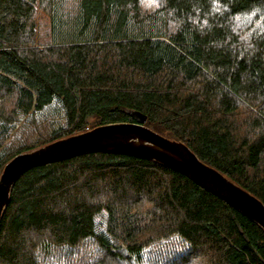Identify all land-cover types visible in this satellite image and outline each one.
Returning a JSON list of instances; mask_svg holds the SVG:
<instances>
[{
	"label": "trees",
	"instance_id": "16d2710c",
	"mask_svg": "<svg viewBox=\"0 0 264 264\" xmlns=\"http://www.w3.org/2000/svg\"><path fill=\"white\" fill-rule=\"evenodd\" d=\"M132 111L264 203V0H0V176ZM0 264H264V228L157 160L87 152L17 178Z\"/></svg>",
	"mask_w": 264,
	"mask_h": 264
},
{
	"label": "water",
	"instance_id": "95a60500",
	"mask_svg": "<svg viewBox=\"0 0 264 264\" xmlns=\"http://www.w3.org/2000/svg\"><path fill=\"white\" fill-rule=\"evenodd\" d=\"M139 121L96 126L12 158L0 176V221L17 178L26 170L87 152H114L157 160L189 175L264 228V203L255 195L202 161L185 143L145 125L147 115L131 113Z\"/></svg>",
	"mask_w": 264,
	"mask_h": 264
},
{
	"label": "rangeland",
	"instance_id": "374dc122",
	"mask_svg": "<svg viewBox=\"0 0 264 264\" xmlns=\"http://www.w3.org/2000/svg\"><path fill=\"white\" fill-rule=\"evenodd\" d=\"M122 253L127 254V252L125 250H123V249H122Z\"/></svg>",
	"mask_w": 264,
	"mask_h": 264
}]
</instances>
